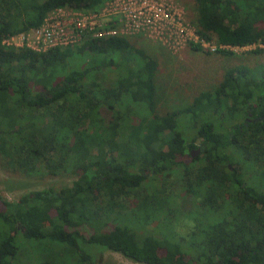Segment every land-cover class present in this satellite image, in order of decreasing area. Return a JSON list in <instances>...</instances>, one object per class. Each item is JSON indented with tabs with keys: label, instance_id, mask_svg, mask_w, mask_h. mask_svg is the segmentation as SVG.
<instances>
[{
	"label": "trees",
	"instance_id": "16d2710c",
	"mask_svg": "<svg viewBox=\"0 0 264 264\" xmlns=\"http://www.w3.org/2000/svg\"><path fill=\"white\" fill-rule=\"evenodd\" d=\"M105 1L0 0V164L13 173L75 177L69 187L16 202L0 197V264L17 255L19 235L62 247L74 264H95L83 244L136 264H264V68L236 65L211 90L160 116L157 61L124 37L87 36L76 47L40 52L2 44L55 9L93 11ZM193 4L196 35L215 53L264 42V0ZM72 57L95 63L54 81ZM102 72L113 74L108 85L96 79ZM137 104L145 107L140 115ZM179 120L194 130L188 141ZM174 176L195 201L196 212L182 215L194 221L187 243L175 240L171 225L159 235L133 225L161 215L165 224L177 222L167 213L165 183Z\"/></svg>",
	"mask_w": 264,
	"mask_h": 264
},
{
	"label": "rangeland",
	"instance_id": "374dc122",
	"mask_svg": "<svg viewBox=\"0 0 264 264\" xmlns=\"http://www.w3.org/2000/svg\"><path fill=\"white\" fill-rule=\"evenodd\" d=\"M163 2L170 7V11L172 8V11L180 15V21L188 24L191 28H195L196 11L193 0H163ZM109 19L107 17L103 18L100 23H106ZM123 37L136 48L147 50V53L157 61L154 77L157 99L155 111L160 116L188 105L199 93L211 90L221 80L223 73L236 65L264 68V46L262 48L257 46L233 48L230 50L232 52L231 56H221L212 50V42H209L208 46L202 47L200 52L190 51L187 47L188 44L172 51L142 34L124 35ZM262 45H264V42H262ZM255 50H260V52L254 53ZM94 63L93 61L90 64L85 58L72 57L66 61L65 66L55 70L54 81L60 80L72 71L94 66ZM109 72L97 74L96 79L100 83L108 85L113 77V74ZM133 108V111L138 115L145 109L142 104L134 105ZM184 118L186 119V117ZM179 122L182 121L179 120ZM181 125V128L184 127V133L188 141L193 137L194 130L189 129L188 126L186 127L185 122H182ZM193 143L197 146L199 140L196 139ZM184 161L187 162V159H184ZM73 180H75V177L66 173H59L55 176H48L42 174V172L34 174L13 173L0 164V197L7 202H16L21 196L28 193L47 189L57 191L61 187H69ZM246 181L251 182L248 178ZM165 183L171 184L170 206L167 213L176 215L177 222L171 224L167 222L165 224L166 221L161 215L150 218V222L142 227L138 224L133 225L140 233L154 235L167 232V227L171 225L175 240H181L180 237H182L184 239H182V242L187 243V233L192 230L194 221L190 218H184L182 215L189 212L192 215L196 212L195 201H192L190 196H183L179 190L181 183L176 176L170 177ZM158 185V183H154L153 186L157 187ZM167 187L169 186L167 185ZM128 203L130 205H127L131 207L133 201L129 200ZM129 207L123 208L121 213H126ZM111 223L114 224L113 221ZM3 230L4 227L0 223V236ZM15 239L18 253L10 264H41L46 261L53 264H74L72 262L73 258L64 255V249L57 247L52 242L24 240L20 235ZM81 248L95 264H136L117 253L105 251L95 245L83 244ZM197 249L199 251V248Z\"/></svg>",
	"mask_w": 264,
	"mask_h": 264
},
{
	"label": "built area",
	"instance_id": "2783aa9c",
	"mask_svg": "<svg viewBox=\"0 0 264 264\" xmlns=\"http://www.w3.org/2000/svg\"><path fill=\"white\" fill-rule=\"evenodd\" d=\"M106 17L110 18L109 21L100 23ZM180 19V15L172 8L170 11L163 0H107L93 11L68 7L55 9L46 15L38 28L8 37L2 44L40 52L53 47H76L87 36L99 38L142 34L172 51L188 43L199 44L201 48L208 46L209 42L198 39L195 28ZM251 46L262 48L264 45L258 42ZM212 50H215L214 43Z\"/></svg>",
	"mask_w": 264,
	"mask_h": 264
},
{
	"label": "water",
	"instance_id": "95a60500",
	"mask_svg": "<svg viewBox=\"0 0 264 264\" xmlns=\"http://www.w3.org/2000/svg\"><path fill=\"white\" fill-rule=\"evenodd\" d=\"M196 154H198V151H197V150L190 152L189 155H190V157L192 158V157H194V155H196Z\"/></svg>",
	"mask_w": 264,
	"mask_h": 264
}]
</instances>
